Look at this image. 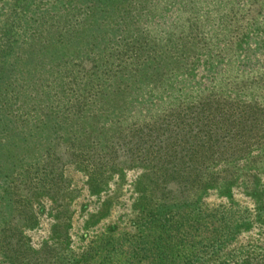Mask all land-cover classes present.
Here are the masks:
<instances>
[{
    "label": "trees",
    "instance_id": "16d2710c",
    "mask_svg": "<svg viewBox=\"0 0 264 264\" xmlns=\"http://www.w3.org/2000/svg\"><path fill=\"white\" fill-rule=\"evenodd\" d=\"M49 1L54 5L45 10L41 0H8L0 12V249L9 248L13 234L7 233L23 238L12 222L16 204L25 190L45 183L42 160H52L59 144L89 164L92 177L110 170L118 154L146 167L134 232L123 234L127 249L111 260V245L96 264H219V248L238 226L236 211L229 199L208 207L204 197L209 191L229 197L226 187L237 177L251 186L258 170L251 164L264 166L263 109L256 104L255 114L251 102L236 99L234 87L221 82L219 63L211 61L203 69L210 85L183 92L188 76L176 77L195 75L194 51L188 68L178 70L144 42L119 44L117 63L103 51L83 74L72 64L60 79L53 61L65 30H50L56 22L50 12L72 17L82 4L86 14H122L127 0ZM175 51L162 53L183 54ZM255 55H244L246 74L257 64ZM12 140L32 143L28 160ZM88 261L85 255L74 264Z\"/></svg>",
    "mask_w": 264,
    "mask_h": 264
},
{
    "label": "rangeland",
    "instance_id": "374dc122",
    "mask_svg": "<svg viewBox=\"0 0 264 264\" xmlns=\"http://www.w3.org/2000/svg\"><path fill=\"white\" fill-rule=\"evenodd\" d=\"M6 2L0 0V12ZM51 2L41 0L42 7L49 10L54 5ZM120 9H124L122 14L90 15L84 5L77 4L72 17L64 16L61 9L50 12L56 19L50 30L56 26L57 33L65 30L58 59L53 61L60 79L66 80L64 70L72 64L83 74L93 61L99 62L103 51L117 63L119 44L144 42L156 50L162 62H171L178 70L188 68V53L194 51L195 75H173L184 81L188 76L183 92L194 85L205 88L204 61H211L219 63L221 82L226 88L234 87L236 99L251 102L255 114L256 104L264 112V0H127ZM165 48L183 54L168 58L170 54L162 53ZM252 53L257 54L253 57L257 64L246 74L247 69L242 68L244 55ZM48 78L51 80V74ZM25 88L28 90L27 82ZM253 129L255 132V126ZM28 141L9 143L18 147L24 161L29 159L26 151L32 150ZM114 164L102 175L92 177L88 175L89 164L57 144L53 159L42 160L49 172L45 183L39 190L24 189V201L16 204L20 210L12 222L24 239L20 244L16 231L7 233L13 236L8 238L9 248H4L5 252L0 249V264H74L85 255L87 264H96L111 245L116 249L109 253L111 260L120 258L121 251L127 249L123 234L134 232L133 220L142 207L138 182L146 167L130 163L121 154ZM250 168L256 171L251 186H242L237 177L232 186L226 187L229 197L215 191L204 197L208 207L226 204L229 199L236 211L238 226L219 248V264H264V166L259 168L255 160Z\"/></svg>",
    "mask_w": 264,
    "mask_h": 264
}]
</instances>
